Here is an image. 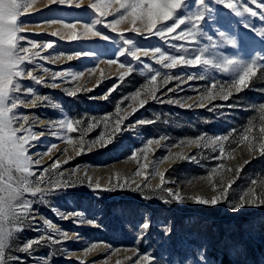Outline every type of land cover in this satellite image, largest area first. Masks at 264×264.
<instances>
[{
	"label": "rangeland",
	"instance_id": "374dc122",
	"mask_svg": "<svg viewBox=\"0 0 264 264\" xmlns=\"http://www.w3.org/2000/svg\"><path fill=\"white\" fill-rule=\"evenodd\" d=\"M90 2L92 0H82L80 8H76L49 4L48 0H35L32 8L19 17L20 21L27 22L22 35L41 46L46 43L53 44L52 48L31 49L39 51L41 57H49L48 60L36 58L35 75H44V79L50 84L51 76L43 74V68H48L51 72L70 71L84 74L74 81L69 77L66 83L58 78L56 82L59 87L55 89L24 80L25 84H32L38 94L49 97L48 101L40 102L37 107L28 105L18 109L35 118L32 130L39 139L31 142L29 155L35 160L39 158L38 154L47 152L52 144L57 145L49 155L42 157L39 166H35L36 175L39 176L41 170L47 168L49 171L45 178L51 175L52 179L68 180L72 186L49 192L42 203L39 198L28 197L36 199L34 214L39 223L28 224L18 234V238L11 241L6 257H20L23 264H43L45 260L48 264H79L81 260L84 264H117L118 261L120 264H134L139 256L148 254L153 257L152 264H209L215 261V254L228 249L241 256L243 261L250 262L244 244H241L240 249L228 246V238L238 235L246 238L251 235L258 241H264V206L245 207L233 212L230 210V202L238 201L250 188L257 195L264 193V154L259 150V145L264 143V133L259 131L264 126V114L259 111L260 105H264V72H258L248 88L239 93L233 90V95L228 100H223L218 95L211 99L204 97L208 96L210 89L215 94L216 89L211 88L212 82L215 81L218 86H226L231 80L229 74L209 68L204 79L187 80L188 74L199 75L204 70L187 66H178L171 70L161 69L151 57H141L144 63L162 73L173 76L181 74V79L186 81L181 83L173 79L164 82L162 75L152 85L149 82L151 73L140 62L131 61V57H119L114 64L107 61L115 59L119 51L128 47L123 44L125 38L133 40L140 47L159 46L172 52L173 49L159 37L150 36L143 29V34L132 32L129 30L130 23L125 21L117 26L115 32L103 24L97 26L102 33L110 36L108 41L92 36L75 41L61 38L67 37L71 32V29L63 27L65 23H76L78 35L83 31L82 22L93 15L92 10L88 9ZM257 2L264 3V0ZM243 5L258 13L264 11L250 0H242L241 10ZM211 6L214 11L210 15L214 19L203 23L204 31L217 44L222 43L218 33L224 32L237 45L236 48L224 45L217 51L229 55L238 53L246 59L252 56L259 59L264 56V38L257 34L264 31V19L260 15L244 13L237 16L231 9L214 3V0ZM115 7L118 5L112 6L113 13ZM113 18V15H108L101 19L110 22ZM245 24L251 27H245ZM54 32L57 35H52ZM21 43L28 46L26 41ZM209 43L207 37L200 38V45ZM76 52L82 54L77 57ZM84 52H91L92 55L85 56ZM69 55L73 57L71 60L67 59ZM121 61L126 64L131 62L134 67V71L123 80L119 77L127 69L119 67ZM260 62L264 63V60ZM28 67L32 68L33 65ZM65 88H78L80 91L76 96H69L64 91ZM148 88L159 89L156 92L157 99L151 98ZM169 89L172 91H168ZM137 92L140 93L139 96H136ZM142 100L146 103L141 107ZM169 100H178L180 103H168ZM243 102L245 107L236 112V108ZM169 105L177 108H167ZM189 109L195 111L192 117L197 122V127L208 125L213 129L201 131L194 137L177 135L174 129L178 128V121L187 115L186 111ZM62 117L82 120L77 132L70 134L73 140L81 136L84 138L85 150L80 155L76 154L72 145L67 144L63 136L54 134L66 132L54 126ZM118 118H123L121 130L114 131ZM153 118L156 119L155 122L138 123L153 121ZM220 119L223 120L224 131L220 130V125L215 129ZM248 127L253 129L248 134L249 140L241 142L244 130ZM202 134L206 138L229 135V140L223 142L225 152L222 158H217L220 157L219 143L213 144L208 139L201 142L206 145L202 147L180 144L181 141L197 138ZM110 135H114V139L106 147L96 144L90 150L87 148L90 142L98 141L101 137L107 140ZM160 137L166 139L160 140L159 145L147 144L149 140ZM249 142L254 145L251 151ZM145 148L146 156L141 151ZM133 152H136V159H132ZM176 154L195 155L196 161L180 159ZM164 156H168V159L161 160ZM57 159L61 162L60 168L51 169V164ZM65 160L68 162L64 163ZM145 164L148 165L147 168L142 167ZM237 168H240L238 173ZM154 169L165 173L164 188L178 191L184 197L199 195L210 199L213 195H220L223 187H227L231 181L234 183H231L227 201L214 207L195 204L192 199L177 203L162 189L157 190L160 176L152 175ZM137 170L141 175H135ZM59 172L63 173L62 177L57 175ZM117 176L120 183L127 179L130 186L126 185L123 189L115 187ZM145 176L148 177L147 181ZM97 181L102 188L111 187L114 190L94 191ZM132 181L135 183H131ZM137 184L141 185V190H132ZM145 184L148 186L144 187ZM213 185L216 186V191H213ZM165 199L170 202L165 203ZM53 209H58L60 213L79 215L62 219ZM42 218H47L55 229L66 232L69 239L63 240L57 234L54 238L61 240V243L45 240L40 245H34L29 252L18 251L24 241L46 235L47 226L43 224ZM88 221L94 223L89 224ZM218 221L223 225L227 223L232 230L231 234H225L220 245L215 244V223ZM145 222L150 224L147 229L142 227ZM36 228L39 230H34ZM92 244L99 246L85 254L84 250ZM8 264L17 262L9 261ZM140 264H144V261L141 260Z\"/></svg>",
	"mask_w": 264,
	"mask_h": 264
},
{
	"label": "snow or ice",
	"instance_id": "6c2138e0",
	"mask_svg": "<svg viewBox=\"0 0 264 264\" xmlns=\"http://www.w3.org/2000/svg\"><path fill=\"white\" fill-rule=\"evenodd\" d=\"M212 2L213 0H92L88 5V9L92 10L93 15L82 22L81 26L83 31L78 35L76 23H65L63 27L71 29V32L67 37L62 36L61 38L75 41L82 37L92 36L108 41L111 39L110 36L102 33L97 26L103 24L104 27L115 32L117 31L118 25L127 21L131 25L130 31L143 34V29L150 36L159 37L173 51L169 52L159 46L151 48L140 47L133 40L125 38L123 39V44L128 47L119 51V55L115 59H109L107 63H117L119 57L122 56L131 57V61L140 62L143 68H146L151 73L149 82L152 85H155L157 77L162 75L164 82H169L173 79L179 80L181 83H185L186 81L181 79V74L173 76L168 73H162L150 64L144 63L141 57H151L155 64L160 65L161 69L171 70L176 69L178 66H187L199 67L204 70L199 75L188 74L187 80L196 78L204 79L205 73L209 68L215 69L229 74L231 80L226 86H218L213 81L211 88L216 89L215 94L210 89L208 96L204 98L215 99L218 95L223 100H228L233 95V90L239 93L243 89L248 88L252 79L257 77L258 72H264V63L260 62L264 60V56H260L259 59L256 56L246 59L238 53L229 55L217 51L218 48L224 45H230L233 48H236L237 45L236 41L226 36L224 32L218 33L222 38V43L217 44L204 31L203 23L208 19H214L210 15L214 11L211 6ZM250 2L255 4L257 8L264 9V3H258L257 0H250ZM34 3L35 0H0V264H8L9 261H16L17 264H23L20 257H6V251L11 247V241L14 238H18V234L23 232L28 224L39 223L34 214L36 212L34 208L36 199H29L28 197L39 198L42 203L44 197L49 192L60 191L63 188L72 186V183L68 180L52 179L51 175L45 178V174L49 171L47 168L42 169L39 176L36 175L35 166H39L42 157L49 155L53 149L57 148V145L52 144L47 152L38 154L39 158L33 160L32 156L29 155V149L32 147L31 142L39 139V136L32 130V124L35 118L30 117L27 113L18 111L20 107H27L28 105L37 107L40 102L49 100V97L38 94L36 89L32 87V84H25V79L30 80L35 85H43L55 89L59 87V84L56 82L58 78L61 82L66 83L69 77L74 81L84 74L83 72L70 71L51 72L48 68H43V74L51 76L52 83L50 84L44 79V75L37 76L34 74L36 58L39 57L48 60L49 57H41L39 51H31V49L53 47L52 43H46L41 46L28 39L25 35H22L27 22L20 21L19 17L28 12ZM48 3L80 8L82 0H48ZM214 3L231 9L237 16H241L244 13H251L252 16L260 15L264 19V11L258 13L247 5H243L241 10L242 0H235V2L234 0H214ZM113 5H118V7H115L114 13L111 11ZM85 11L87 12V10ZM108 15L114 16L110 22H106V19H101L106 18ZM56 22L58 21H52V23ZM245 27L251 26L245 24ZM252 30L255 31L254 28ZM257 34L264 38V31H260ZM52 35L55 36L57 33L54 32ZM201 37H207L210 43L200 45ZM22 41H26L28 46L22 44ZM172 41H180L181 43H172ZM191 45H194V47H190ZM81 54V52H76L75 56L79 57ZM83 55L89 56L92 53L84 52ZM56 58L58 59V57ZM72 58V55L67 57L68 60ZM28 65H33V67L29 68ZM119 67L127 69L126 72L121 73L119 77L121 80L134 71L131 62L126 64L121 61L119 62ZM64 91L69 96H76L80 89L65 88ZM147 91L152 99H157L156 92L159 91L158 88H148ZM168 91H172V89ZM139 95L140 93L137 92L136 96ZM145 103L146 101H140V106L142 107ZM168 103H180V101L169 100ZM135 111L136 109L133 110V112ZM259 111L264 114V105H260ZM117 112H119V109H117ZM152 122L139 121L138 123ZM122 123L123 118H118L115 122L116 127L114 131H120ZM81 124L82 120H73L68 117H62L54 124L55 127L66 130L65 133L57 132L54 134L63 136L67 144L73 146L77 155H80L85 150V141L83 136L77 140H73L70 134L77 132L78 126ZM124 127H127V125ZM252 131V127L246 128L241 142L249 140L248 134ZM259 131L260 133H264V126H261ZM113 139L114 135H110L107 140L101 137L98 141L90 142L87 148L90 150L96 144H99L101 147H106L112 143ZM163 139L166 138L160 137L155 140H149L147 144L151 145L156 143L159 145L160 140ZM206 139L213 144L219 143L220 157L217 158H222L225 152L223 142L229 140V135L206 138L202 134L197 138L181 141L180 144H195L197 147H202L206 146L201 143ZM253 139L256 138L254 137ZM249 149L250 151L254 149V145L251 142H249ZM259 150L261 154H264V143L259 145ZM63 151L67 152V149ZM141 151L146 156L147 149L145 148ZM176 155L183 160L196 161L195 155ZM132 159H136V152L132 153ZM166 159H168V156L161 158V160ZM67 162V160L64 161V163ZM137 162L139 163V161ZM60 163L58 159L55 160L50 166L51 169H59ZM245 163H248V161H245ZM142 167L147 168L148 165L145 164ZM236 171L238 173L240 168H237ZM57 175L62 177L63 173L59 172ZM135 175H141V172L137 170ZM152 175L160 176V184L157 186V190L162 189L168 194L171 200L182 203L186 199H192L195 204L212 207L218 203L227 201V194L231 183H234V181H231L227 187H223V192L220 195H213L210 199L199 195L195 197H184L178 191L163 187L166 183L164 172H157L154 169ZM144 179L147 181L148 177L145 176ZM131 183H135V181ZM253 184H255V181H253ZM41 185H44V187ZM126 185H129V181L125 179L123 183H120L119 176H117V185L115 187L123 189ZM89 186H92L91 178H89ZM147 186V184L144 185V187ZM93 190L112 191L114 188H102L101 184L97 181ZM132 190H141V185L137 184L136 188ZM213 191H216L215 185H213ZM246 197L250 198L246 199ZM164 202L168 203L170 201L165 199ZM262 206H264V193L257 195L255 190L251 188L244 192L238 201L230 202V210L233 212L240 211L245 207ZM53 211L60 215L62 219H68L71 215H79L78 213H60L58 209H53ZM42 221L47 226L45 229L46 235L24 241L19 246L18 251L29 252L33 250L34 245H40L45 240L51 243H61V240L54 238L57 234L62 236L63 240L69 239L66 232L55 229L47 218H42ZM88 223L93 224L94 222L88 221ZM149 226L150 224L148 222L142 225L144 229L149 228ZM34 230L38 231L39 228ZM77 238L79 237L77 236ZM98 246L97 244H92L84 250L85 254L93 251ZM141 260L144 261V264H152L153 257L148 254L141 255L134 261V264H140ZM43 264H48V261L45 260ZM79 264H84V261H79ZM117 264H120V262L118 261Z\"/></svg>",
	"mask_w": 264,
	"mask_h": 264
},
{
	"label": "trees",
	"instance_id": "16d2710c",
	"mask_svg": "<svg viewBox=\"0 0 264 264\" xmlns=\"http://www.w3.org/2000/svg\"><path fill=\"white\" fill-rule=\"evenodd\" d=\"M244 35H247L246 31H243ZM254 36L253 34H251ZM255 39L252 41L254 42ZM250 44V41L247 43ZM158 104V103H155ZM240 107L236 108V112L241 110V108L245 107V103H241ZM165 106L166 105H161ZM167 108L175 109L177 108L174 105H169ZM187 115L182 119L178 121V128L174 129V132L177 135H186L190 137H194L198 135L201 131L211 130L213 127L205 126V127H197V122H195V119L192 117V114H194V109H189L186 111ZM158 114V113H157ZM160 115V114H158ZM150 116V115H148ZM153 122L156 121L155 118L152 119ZM218 124L215 126V129L219 128L220 130L224 131L225 127H223L222 123L223 120L220 119L217 122ZM201 128V129H200ZM147 133V132H146ZM215 228L217 229V237L215 239V244L220 245L223 239L225 238V234L229 235L231 234V227L229 225H223L222 222L218 221L215 223ZM241 244H244L245 253L249 256L250 262H245L242 260L241 256L236 255L235 253L230 252L228 249L221 251L214 255V262H211L209 264H264V241H258L254 239L251 235H247L246 238H242L239 235L236 237L230 236L228 238V246L235 247L237 249H240Z\"/></svg>",
	"mask_w": 264,
	"mask_h": 264
}]
</instances>
